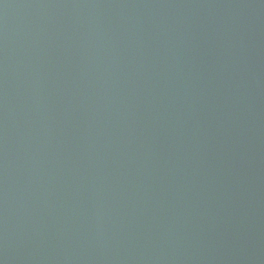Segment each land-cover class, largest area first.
<instances>
[{
	"label": "water",
	"instance_id": "water-1",
	"mask_svg": "<svg viewBox=\"0 0 264 264\" xmlns=\"http://www.w3.org/2000/svg\"><path fill=\"white\" fill-rule=\"evenodd\" d=\"M0 264H264V0H0Z\"/></svg>",
	"mask_w": 264,
	"mask_h": 264
}]
</instances>
